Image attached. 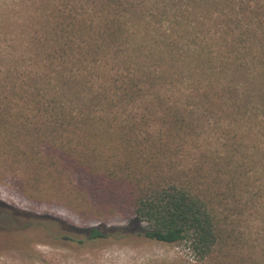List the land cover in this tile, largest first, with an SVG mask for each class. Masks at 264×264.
<instances>
[{"label":"trees","instance_id":"obj_1","mask_svg":"<svg viewBox=\"0 0 264 264\" xmlns=\"http://www.w3.org/2000/svg\"><path fill=\"white\" fill-rule=\"evenodd\" d=\"M40 3L34 68L20 79L10 68L18 81L0 86V104L33 103L47 119L26 128L29 145L50 138L99 188L126 189L133 213L123 226L62 227L187 241L200 258L244 241L232 225L249 214L264 227V0Z\"/></svg>","mask_w":264,"mask_h":264},{"label":"rangeland","instance_id":"obj_2","mask_svg":"<svg viewBox=\"0 0 264 264\" xmlns=\"http://www.w3.org/2000/svg\"><path fill=\"white\" fill-rule=\"evenodd\" d=\"M40 1L0 0V86L15 81L9 73L13 66L19 79L34 68L27 59L35 51L33 39L42 33ZM15 57L23 59L16 62ZM33 109L35 105L23 99L7 98L0 104V264H264V227L257 215L232 225L235 233L243 230L244 241L228 239L224 249L205 258L187 241L163 243L134 234L86 239L63 228L61 222L123 226L133 216L131 201L123 187L101 189L85 167L69 157L64 161L65 154L48 146L50 138L29 145L26 128L47 119L42 114L32 118ZM69 133L77 140L84 136L77 130ZM204 136L214 142L216 132L208 129ZM107 151L120 154L117 147Z\"/></svg>","mask_w":264,"mask_h":264}]
</instances>
